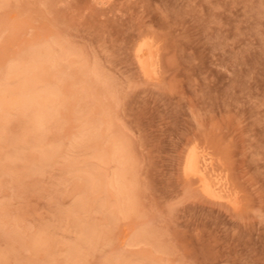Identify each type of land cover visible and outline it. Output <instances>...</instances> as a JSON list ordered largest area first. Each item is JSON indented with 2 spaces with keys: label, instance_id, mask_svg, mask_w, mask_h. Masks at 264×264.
<instances>
[{
  "label": "rangeland",
  "instance_id": "1",
  "mask_svg": "<svg viewBox=\"0 0 264 264\" xmlns=\"http://www.w3.org/2000/svg\"><path fill=\"white\" fill-rule=\"evenodd\" d=\"M5 4L0 9V66L22 63L25 56L16 53L36 41L52 44L54 51L65 48L73 70L85 63L84 71H96L92 86L102 90L93 92L97 100H88L87 108L100 102L109 121L106 133L124 147L133 211L118 218L110 243L99 240L84 252V264H100L115 253L135 264H264V0ZM141 35L159 43L158 81L144 80L134 63L132 47ZM79 84L74 81L70 90ZM65 98L62 114L68 116L72 98ZM11 113L2 138L19 131ZM59 119L43 143L47 148L61 144L54 164L42 168L36 179L23 178L21 187L13 176L21 173L22 161L8 162L13 173L0 176V227L11 226L24 239L44 231L51 255L43 245L34 259L25 245L0 236V254L7 256L1 264H29L41 256L50 264H66L64 246L78 235L68 218L55 214L74 203L72 182L81 172L64 174V162L84 159L106 177L118 169L115 162L104 164L88 151L69 148L66 133L74 132L73 122ZM2 138L1 166L9 151ZM191 143L220 157L240 193V210L206 199L193 180L182 176L181 160ZM92 213L102 226L103 217ZM136 226L147 231L148 244L123 243Z\"/></svg>",
  "mask_w": 264,
  "mask_h": 264
},
{
  "label": "bare ground",
  "instance_id": "2",
  "mask_svg": "<svg viewBox=\"0 0 264 264\" xmlns=\"http://www.w3.org/2000/svg\"><path fill=\"white\" fill-rule=\"evenodd\" d=\"M5 1L0 0V9L7 8ZM132 49L133 60L141 77L149 82L158 81L161 75V54L157 39L155 40L150 35H141L133 44ZM19 52L16 53L18 57L25 56L24 59L21 58L22 63L16 62L7 67L0 66V140L9 131L11 121L8 120L9 112L16 116L19 125V131L14 136L10 139L2 138V144L9 151L5 157L8 161L6 162L3 157L5 165H0V176L13 173L14 169L9 166L8 162L22 161L21 173L16 174V177L13 176L18 187L23 183V178L30 179L34 176L33 179H36L35 176L41 173L42 168L54 164V161L61 155V144L47 148L43 143L48 138L49 128L56 123L58 125L59 118L73 122L74 132L66 133L69 148L71 147L78 153L88 151V154L98 162L104 164L115 162L118 165L117 171L106 177L102 173H94L91 164L84 159L79 160L73 157L63 161L65 164L61 172L63 171L64 174L82 173L79 176L73 175L75 178L73 177L71 190L76 198L74 203L66 212L56 211L55 214L57 219L68 218L69 227L73 228L78 235L72 244L64 246L63 256L66 258V264H84V252L99 240L110 243L109 233L115 229L118 218L125 219L133 211L129 195L131 191L128 185L129 167L124 161V147L115 137L110 140V135L106 133L109 121L100 102H98L99 105L93 102L97 107L93 105V108H87V101L97 100L95 97L102 90L96 92L99 88L94 87L96 79L98 80L96 71H84L85 63L77 66L78 70H73L74 62L69 60L68 51L63 47L54 51L53 45L44 41L33 42ZM63 64L64 66L66 64L65 68L62 67ZM10 81H14L12 86ZM74 81L80 83L78 90H70ZM93 83L94 86H92ZM66 96L72 98V103H69L71 113L68 116L65 114V118L62 110L68 106V104L65 106L66 103L63 102ZM209 150L196 143L188 145L181 160L182 176L186 180H193L201 196L214 202H223L232 210L238 211L241 207L240 193L232 184L220 157ZM92 212L103 217L102 226L90 217ZM83 214H86V217ZM10 227L1 225L0 236L8 239L12 244L25 245L34 256L38 251L37 254L44 251L50 254L52 246L49 248L50 244L44 245L48 242L44 231L28 235L24 239L17 233V230ZM147 237V231L136 226L123 243L129 246L145 244ZM41 246L44 247H42L43 252H40ZM6 257L5 254H0V264L5 261ZM42 257H39L38 261L34 260L36 256L30 262H25L29 264L48 263L45 260L46 257ZM100 264L135 263H130L124 255L115 253L104 258Z\"/></svg>",
  "mask_w": 264,
  "mask_h": 264
}]
</instances>
